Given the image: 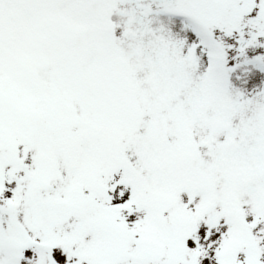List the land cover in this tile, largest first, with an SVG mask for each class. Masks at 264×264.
<instances>
[{"label":"snow or ice","instance_id":"obj_1","mask_svg":"<svg viewBox=\"0 0 264 264\" xmlns=\"http://www.w3.org/2000/svg\"><path fill=\"white\" fill-rule=\"evenodd\" d=\"M0 264H264V0H0Z\"/></svg>","mask_w":264,"mask_h":264}]
</instances>
